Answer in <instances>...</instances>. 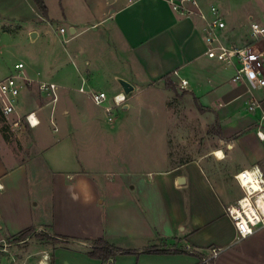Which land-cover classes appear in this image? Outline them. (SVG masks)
<instances>
[{
    "label": "crops",
    "instance_id": "crops-1",
    "mask_svg": "<svg viewBox=\"0 0 264 264\" xmlns=\"http://www.w3.org/2000/svg\"><path fill=\"white\" fill-rule=\"evenodd\" d=\"M0 1V21L31 8L36 23L52 24L47 0L46 18L32 0ZM79 2L85 21L65 11L66 28L45 27L63 45L53 74L40 51L0 65V80L21 62L28 79L57 87L54 104L36 83L23 89L3 118L0 264H264V228L238 240L224 214L240 195L234 174L253 165L264 172V88L233 82L235 69L205 54L211 6L226 23L216 36L243 46L250 22H264V0H196L190 18L162 0ZM19 29L2 26L0 35ZM254 46L264 55V39ZM180 79L186 107L177 113V93L164 83ZM118 80L133 89L121 119L90 99L104 92L110 106L123 93ZM29 113L37 126L26 123ZM27 229L49 240L14 243ZM97 239L131 254L90 258Z\"/></svg>",
    "mask_w": 264,
    "mask_h": 264
},
{
    "label": "built area",
    "instance_id": "built-area-1",
    "mask_svg": "<svg viewBox=\"0 0 264 264\" xmlns=\"http://www.w3.org/2000/svg\"><path fill=\"white\" fill-rule=\"evenodd\" d=\"M162 1L169 5L175 13L185 18H190L193 15V8L196 7V0ZM210 11L213 18L209 21L205 36L207 58L226 67L234 68L233 82L245 79L252 87L263 89L264 55L256 49L254 43L264 39V22H250L249 38L251 43H246L243 46H226L216 36L219 31L226 29V23L216 8L211 6ZM59 32L64 33V29L61 28ZM173 75L178 76L177 72H174ZM179 81V87L183 89L187 82L183 79ZM34 83H36L38 92L49 98L50 103L54 104L57 101L56 85L28 79L24 73V64L18 62L13 66L12 73L0 80V116L6 119L14 114L21 91ZM79 91L83 92V87H80ZM90 99L96 106L103 107L108 115H112L115 110L122 109L125 105L126 96L124 93L113 96L110 106H105L107 96L104 92L91 93ZM256 105L257 103L253 101L250 109ZM25 121L30 127H35L39 123L34 118V113L26 115ZM257 136L260 140H264V136L260 132H257ZM233 179L240 190V195L234 204L224 208V214L232 223L237 239L243 240L264 228V172L259 166L253 165L248 169L237 171ZM216 255L217 251L211 250V255L205 262Z\"/></svg>",
    "mask_w": 264,
    "mask_h": 264
},
{
    "label": "rangeland",
    "instance_id": "rangeland-1",
    "mask_svg": "<svg viewBox=\"0 0 264 264\" xmlns=\"http://www.w3.org/2000/svg\"><path fill=\"white\" fill-rule=\"evenodd\" d=\"M47 3L49 5L48 18L52 20V24L49 26H45L43 23H36L38 22L36 19L37 16L31 8L26 11L21 10V14L15 13L14 16H11L10 18L6 17L5 22L0 21V27H7L11 25V27L14 29H16L17 26H19L20 28L18 31L0 35L1 66L8 64L13 65L16 61H25L24 57H29V59L31 60L30 56L38 51L43 52L44 54L43 67L48 71H51L52 74L57 65L65 62L63 58L61 59L63 46L62 40L58 37H55L53 34L51 38L47 37V34L44 31L45 27L46 29L51 28V31H55L56 25L58 27L63 25L65 26L64 28H66L67 26L62 22V14L65 11L68 14H72V17L75 19H79V21H85V16L83 15L84 13L79 0H63V3L62 0H47ZM62 4H64V6ZM0 9L2 10V7H0ZM31 30H38L39 32V37L34 42H31V35L28 34ZM33 33H36V31H33ZM220 40L225 41L223 37H220ZM173 88V92L177 93L176 95L178 97L176 96L177 98H175V100H173V102L170 104L171 106H173H170V108L172 111H182V109H185L184 107H186L185 102H183L184 93L177 84H173ZM196 107L198 109V105H196ZM123 113L124 112L121 113L120 109H117L113 114H119L117 118L121 119ZM161 121L164 122V119ZM7 128L8 126L5 119L0 116V129H2L3 131H7ZM206 146H208L207 142L205 143L203 148ZM25 236V239L35 238L36 241L49 240L47 236L43 234V232L31 231ZM13 242L15 243L16 239H13ZM9 243H11V241H9Z\"/></svg>",
    "mask_w": 264,
    "mask_h": 264
},
{
    "label": "trees",
    "instance_id": "trees-1",
    "mask_svg": "<svg viewBox=\"0 0 264 264\" xmlns=\"http://www.w3.org/2000/svg\"><path fill=\"white\" fill-rule=\"evenodd\" d=\"M32 2L35 4L39 13L44 18H46L47 8L45 6L44 1L43 0H32ZM164 84L167 89L174 91L173 84L170 81L166 80ZM198 109L201 110L199 107ZM31 231L33 230L27 229L19 233V235L15 238L16 242L25 240V237H26L25 235L29 234ZM119 254H131V251H124V250L117 249L116 247L108 244L105 240L97 239L92 242V248H91V251L88 253V256L90 258L97 259L102 262H107V261L113 260Z\"/></svg>",
    "mask_w": 264,
    "mask_h": 264
},
{
    "label": "water",
    "instance_id": "water-1",
    "mask_svg": "<svg viewBox=\"0 0 264 264\" xmlns=\"http://www.w3.org/2000/svg\"><path fill=\"white\" fill-rule=\"evenodd\" d=\"M34 37V35H31V38ZM119 85L121 86V89L125 96H127L133 89L132 87L125 81L118 80Z\"/></svg>",
    "mask_w": 264,
    "mask_h": 264
},
{
    "label": "bare ground",
    "instance_id": "bare-ground-1",
    "mask_svg": "<svg viewBox=\"0 0 264 264\" xmlns=\"http://www.w3.org/2000/svg\"><path fill=\"white\" fill-rule=\"evenodd\" d=\"M214 156L217 158V159H223V153L221 151H217L214 153Z\"/></svg>",
    "mask_w": 264,
    "mask_h": 264
}]
</instances>
